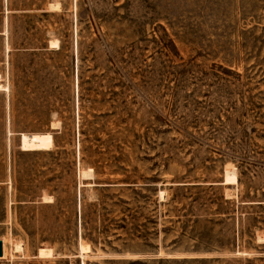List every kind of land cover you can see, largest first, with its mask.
<instances>
[{
    "label": "rangeland",
    "instance_id": "374dc122",
    "mask_svg": "<svg viewBox=\"0 0 264 264\" xmlns=\"http://www.w3.org/2000/svg\"><path fill=\"white\" fill-rule=\"evenodd\" d=\"M0 241V264H264V0H0Z\"/></svg>",
    "mask_w": 264,
    "mask_h": 264
},
{
    "label": "bare ground",
    "instance_id": "6f19581e",
    "mask_svg": "<svg viewBox=\"0 0 264 264\" xmlns=\"http://www.w3.org/2000/svg\"><path fill=\"white\" fill-rule=\"evenodd\" d=\"M52 44L57 46L58 42L54 41L52 42ZM52 145H53V138L50 133H45V134H36V133L24 134L22 133L20 136V149L23 151H36V150H42V149H47V148L50 149ZM91 172H92V169H88L87 172H83V175L88 176L90 175ZM236 179L237 177H236V173L234 172V170L233 171L227 170L226 176H225V181H226L225 183L233 184L236 182ZM18 247L20 248V246ZM51 254H52L51 249L41 248L39 250L40 257H43V256L45 257ZM4 256H5V245L3 244V255L1 258H4Z\"/></svg>",
    "mask_w": 264,
    "mask_h": 264
},
{
    "label": "water",
    "instance_id": "95a60500",
    "mask_svg": "<svg viewBox=\"0 0 264 264\" xmlns=\"http://www.w3.org/2000/svg\"><path fill=\"white\" fill-rule=\"evenodd\" d=\"M3 255V248H2V242L0 241V257Z\"/></svg>",
    "mask_w": 264,
    "mask_h": 264
}]
</instances>
